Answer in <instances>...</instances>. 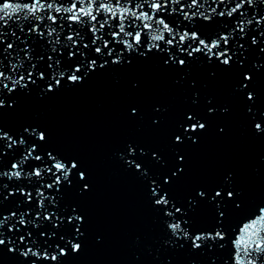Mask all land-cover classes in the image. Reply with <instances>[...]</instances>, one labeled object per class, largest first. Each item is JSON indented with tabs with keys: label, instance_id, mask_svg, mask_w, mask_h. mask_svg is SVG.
<instances>
[{
	"label": "snow or ice",
	"instance_id": "snow-or-ice-1",
	"mask_svg": "<svg viewBox=\"0 0 264 264\" xmlns=\"http://www.w3.org/2000/svg\"><path fill=\"white\" fill-rule=\"evenodd\" d=\"M254 49L264 56V0H0V262L10 254L15 264H68L82 253L88 221L70 194L83 197L93 187L85 164L58 149L43 122L6 124L3 110L153 55L169 69L202 63L234 73L236 90L254 103L253 70L264 69L250 59ZM131 115L140 113L132 108ZM253 119L264 133V114ZM206 129L204 117L189 111L173 143H197L193 134ZM118 160L142 186L158 221L155 264H175L168 253L204 256L208 264H264V238L252 239L264 227V206L243 228L245 236L232 241L230 257L217 260L227 220L244 205L231 175L178 199L174 186L185 171L180 150L173 163L132 141Z\"/></svg>",
	"mask_w": 264,
	"mask_h": 264
},
{
	"label": "water",
	"instance_id": "water-1",
	"mask_svg": "<svg viewBox=\"0 0 264 264\" xmlns=\"http://www.w3.org/2000/svg\"><path fill=\"white\" fill-rule=\"evenodd\" d=\"M257 52L254 49L250 59L264 63ZM237 83L234 73L202 63L169 69L153 55L106 68L55 95L24 98L16 111L3 110L6 124L43 122L53 144L78 156L89 170L92 191L83 197L70 194L88 223L84 251L70 256L68 264H155L160 259L154 255L159 234L155 213L140 183L118 160L119 151L132 141L159 151L173 163L177 149L185 156V171L174 186L178 199L196 187L213 186L232 176L244 205L227 220L225 248L217 260L230 257L232 241L245 236L243 228L252 222L254 212L258 218L257 209L264 206V133L255 130L253 119V113L257 118L264 114V69L253 70L249 90L255 93L254 103L236 90ZM132 108L140 115L132 116ZM209 108L215 112L210 114ZM189 111L203 116L207 129L193 134L199 135L197 143L174 145L173 133ZM260 238L264 227L252 237ZM168 255L175 264H208L204 256ZM0 264H15V259L9 254Z\"/></svg>",
	"mask_w": 264,
	"mask_h": 264
}]
</instances>
